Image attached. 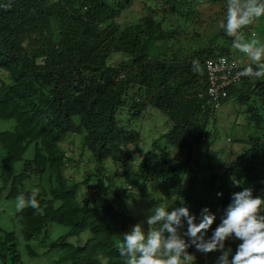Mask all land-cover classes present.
<instances>
[{
	"label": "trees",
	"instance_id": "trees-1",
	"mask_svg": "<svg viewBox=\"0 0 264 264\" xmlns=\"http://www.w3.org/2000/svg\"><path fill=\"white\" fill-rule=\"evenodd\" d=\"M133 1L0 0V125L12 126L0 129V199L5 192L15 204L18 195L36 192L41 209L16 211L25 245L15 232H0V264H122V233L135 222L129 208L145 199L144 215L166 201L188 207L197 222L207 207L217 215L214 229L233 193L249 188L264 198V78L236 83L219 100L237 104L236 125L247 133L228 141L241 153L230 151L228 168L203 181L194 176L207 123L219 115L209 111L207 61L242 54L220 27L226 0H140L143 16L123 25ZM204 2L218 11L200 33ZM253 31L249 24L240 34ZM256 39L264 43V36ZM152 108L166 115L167 129L143 154L140 133L124 131L117 116ZM68 135L81 138L77 156L59 146ZM130 143L142 154L138 168ZM86 154L94 170L80 181L67 176ZM238 243L226 247L234 253ZM219 255L202 253L198 264H214Z\"/></svg>",
	"mask_w": 264,
	"mask_h": 264
},
{
	"label": "clouds",
	"instance_id": "clouds-1",
	"mask_svg": "<svg viewBox=\"0 0 264 264\" xmlns=\"http://www.w3.org/2000/svg\"><path fill=\"white\" fill-rule=\"evenodd\" d=\"M261 17H264V0H226L225 20L220 24L227 36L234 37L232 47L241 52V55L246 54L250 58L251 64L243 67L237 75L248 77L245 79L252 81L254 78H264V43L257 39H246L240 33L245 26ZM219 59L221 58L209 60ZM192 66L193 71H201L198 61L193 60ZM241 82L217 87L207 77L206 95H210L209 98L212 99L208 103L210 113L219 114L222 108L220 97H228L230 88ZM212 88L219 91L217 99L211 94ZM203 108L207 110L206 107ZM129 131L136 133L135 130ZM64 138L59 142L60 147L61 142L65 141ZM130 147L126 151L135 156V147ZM139 164L135 166L138 168ZM140 189L137 186L131 190L138 193ZM94 191L99 193L100 190L98 188ZM37 196L36 192L29 193L27 197L20 194L15 198V207L18 210L31 207L39 212L41 209ZM217 196H222V193H217ZM147 202L145 199L144 204L139 203L129 208L135 222L129 231L122 233V242L118 247L122 264H193L195 256L189 254V248L203 254L219 252L214 264H264V215L260 214L261 209L264 211V198L254 196L251 189L244 188L232 194L231 202L224 209L220 222L214 229L212 225L217 220V215L207 207L201 210L197 222V216L191 214L188 207L174 208V204L170 205L171 202L166 201L153 206L144 215L148 208ZM185 224L186 230H183ZM236 240L240 243L233 253L231 246L226 247V241Z\"/></svg>",
	"mask_w": 264,
	"mask_h": 264
},
{
	"label": "rangeland",
	"instance_id": "rangeland-1",
	"mask_svg": "<svg viewBox=\"0 0 264 264\" xmlns=\"http://www.w3.org/2000/svg\"><path fill=\"white\" fill-rule=\"evenodd\" d=\"M147 1V0H145ZM205 4L208 2H204ZM218 11V7L213 8L206 4L202 7L200 10L201 14V20L203 22V26L201 23H199L200 26H197V30L202 33L205 29L208 28L209 22L212 21L215 12ZM143 16V5L140 0H134L133 3L130 6H127L124 8L123 14L121 18L119 19V22L121 24H127L129 22H135L137 19ZM200 19V18H199ZM254 27L255 31H253L251 37L245 36L246 39H256L257 36L262 35V31L264 30V17H261L258 20H254L253 23H251ZM220 27H215L214 30L218 31ZM206 40L210 41V36L213 34L212 30L208 31ZM212 32V33H211ZM57 36V35H56ZM263 42V41H261ZM234 48V47H233ZM120 56L117 54L114 56V60L119 59ZM233 98H231L228 102L223 104L221 110L219 111V115L215 121L211 120L207 123V132L208 139L204 140L201 143V148L204 149L201 154L198 156H195L193 160H200L201 169L197 170V165L193 163V169H196L195 177L198 179V181H203L208 177L212 171L220 172V168L222 169L228 168L230 162L234 159V155L230 152L233 151L237 155L239 152L241 153V150L239 151V147L235 145H231L229 143L230 138H236L238 135L243 136L246 134L247 130L240 126L241 121L238 122V125H236V117L234 115L236 111V106L232 101ZM118 118V124L120 128H124V131L129 130H135L140 133L141 136V145L143 146V154L147 153L148 150L151 148L150 144L154 143L153 141L157 139L156 137L162 132H164L167 129L166 122L167 117L164 113L153 109H148L147 111L144 109L142 111V114L140 116L133 117L127 112H120L117 116ZM241 120V119H239ZM1 130H9L12 128V126H9L7 123H1L0 125ZM161 131V132H160ZM68 137V139H66ZM64 138L65 141L61 142V147L65 150L74 152L75 155H78L79 150V143L81 142V138L79 136L75 137L73 135H68ZM74 138V139H73ZM153 138H155L153 140ZM133 146L136 148L135 156L133 157V162H135V165L140 163L142 154L137 152V145L134 143H130L126 150L130 149ZM206 150H209V154L211 158L209 159L208 153ZM229 150V151H228ZM226 152V153H225ZM230 152V153H229ZM212 153H215L218 157L212 156ZM174 154V153H173ZM29 155H32L30 152ZM88 154L83 156V159H80L77 163L80 165H76V167H68L66 169V175L67 176H74L77 181L82 180L83 172L85 170L93 171L95 168V164L88 165L87 163ZM224 158V159H221ZM182 163H181V172L184 174V171H187V165L186 163L183 164V162L186 160L185 157H181ZM27 159H23L20 162L17 163V169L19 170L24 161ZM82 161L84 164H82ZM131 163V162H129ZM138 166V165H137ZM113 170V168H112ZM1 183V181H0ZM187 184V181H186ZM97 190L98 186L93 187V190ZM18 209L15 207L14 202H10L6 199L5 192L3 193L1 199H0V232H3L4 230L14 231L16 233V236L18 238V241L22 243V245H25V240L23 238L22 230L20 225L17 223L15 219V214ZM264 215V211L261 209V213ZM239 241V240H238ZM193 249V248H189ZM188 249V251H189ZM193 255L195 256V260L193 264H198V258L202 256V253L194 251ZM189 264H192V262H189Z\"/></svg>",
	"mask_w": 264,
	"mask_h": 264
},
{
	"label": "built area",
	"instance_id": "built-area-1",
	"mask_svg": "<svg viewBox=\"0 0 264 264\" xmlns=\"http://www.w3.org/2000/svg\"><path fill=\"white\" fill-rule=\"evenodd\" d=\"M221 60H223V63H221ZM249 64H251L250 58L246 54H243L239 58H221L217 61L208 60L207 70L209 72V77L213 83V86L218 87L219 85H228L233 82H241L245 78H248L238 76L237 74L242 70L243 67L248 66ZM211 94L215 99L219 97V91L214 88L211 89ZM225 94L226 92L223 93V95Z\"/></svg>",
	"mask_w": 264,
	"mask_h": 264
},
{
	"label": "water",
	"instance_id": "water-1",
	"mask_svg": "<svg viewBox=\"0 0 264 264\" xmlns=\"http://www.w3.org/2000/svg\"><path fill=\"white\" fill-rule=\"evenodd\" d=\"M135 113H136V114H138V113H139V111H138V110H136V111H135Z\"/></svg>",
	"mask_w": 264,
	"mask_h": 264
}]
</instances>
